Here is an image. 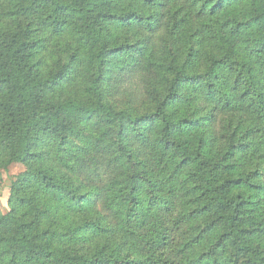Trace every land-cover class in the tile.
Here are the masks:
<instances>
[{
  "label": "trees",
  "instance_id": "1",
  "mask_svg": "<svg viewBox=\"0 0 264 264\" xmlns=\"http://www.w3.org/2000/svg\"><path fill=\"white\" fill-rule=\"evenodd\" d=\"M0 264H264V0H0Z\"/></svg>",
  "mask_w": 264,
  "mask_h": 264
},
{
  "label": "rangeland",
  "instance_id": "2",
  "mask_svg": "<svg viewBox=\"0 0 264 264\" xmlns=\"http://www.w3.org/2000/svg\"><path fill=\"white\" fill-rule=\"evenodd\" d=\"M25 168L22 165H14L8 173L0 174V209L3 212L9 210L8 198L12 180L19 174L23 173Z\"/></svg>",
  "mask_w": 264,
  "mask_h": 264
}]
</instances>
